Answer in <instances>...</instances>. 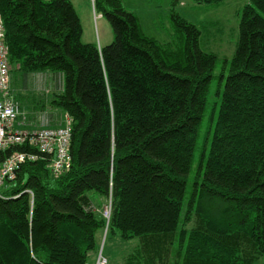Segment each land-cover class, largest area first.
I'll list each match as a JSON object with an SVG mask.
<instances>
[{
    "label": "trees",
    "instance_id": "1",
    "mask_svg": "<svg viewBox=\"0 0 264 264\" xmlns=\"http://www.w3.org/2000/svg\"><path fill=\"white\" fill-rule=\"evenodd\" d=\"M93 7L114 33L102 47L81 41L70 0H0L11 81L60 74L61 87L35 105L62 112L48 126L70 130V164L59 173L37 147L7 151L38 158L0 198V264H91L103 236L105 264H116L108 241L122 264H264V0L242 6L191 179L216 55L172 7L166 43L144 35L120 0ZM22 111L25 127L36 128Z\"/></svg>",
    "mask_w": 264,
    "mask_h": 264
},
{
    "label": "rangeland",
    "instance_id": "2",
    "mask_svg": "<svg viewBox=\"0 0 264 264\" xmlns=\"http://www.w3.org/2000/svg\"><path fill=\"white\" fill-rule=\"evenodd\" d=\"M72 1L82 25L83 33L81 41L83 43H95L98 47L110 44L114 39L113 29L108 20L94 10L93 0ZM171 1L120 0L123 8L136 16L141 32L161 43H166L171 38L172 24L169 15L172 7L180 16L199 28L201 32L198 41L199 47L202 50L213 52L217 57L192 160L191 179L195 173L199 153L208 127L211 125L212 114L215 113L218 107L219 93L222 91L225 80L226 63L234 54L237 45L240 11L247 0H225L218 7L197 4L193 0H180V3L172 5ZM221 74H223L222 78ZM61 82L60 74L53 77L44 72H37L26 78L12 75L11 83L14 96H16V100L22 109L26 111V119L30 126L38 127L43 124L39 115H43L44 123H47V125L55 124L52 120L54 116L51 117V114L57 117V122L60 116L62 117V112L58 110L47 106L43 110H40L35 105V100L39 98L43 100L41 96L45 98V95L48 96L49 92L53 89H59ZM29 92L33 93L34 98L33 101L27 103L26 96ZM189 186L190 181L187 185L188 189ZM187 196L188 193L186 194ZM106 205L108 204H105L103 208ZM116 245L115 241H111L110 243L108 241L105 249L106 252L117 253L114 261L116 264H122V254L117 251Z\"/></svg>",
    "mask_w": 264,
    "mask_h": 264
},
{
    "label": "built area",
    "instance_id": "3",
    "mask_svg": "<svg viewBox=\"0 0 264 264\" xmlns=\"http://www.w3.org/2000/svg\"><path fill=\"white\" fill-rule=\"evenodd\" d=\"M4 38L5 29L0 14V198H5L3 190L15 178L19 167L27 161L38 158L36 154L26 150L7 152L13 147L28 144L30 147H37L42 153L52 154L49 166L54 173L63 171L70 164L68 125L50 127L44 123L43 115H41L40 119L43 124L31 129L25 127L23 111L11 89L8 51ZM65 120L67 122V116ZM102 211L103 216L108 219L109 204ZM105 263L106 258L99 253L94 264Z\"/></svg>",
    "mask_w": 264,
    "mask_h": 264
},
{
    "label": "water",
    "instance_id": "4",
    "mask_svg": "<svg viewBox=\"0 0 264 264\" xmlns=\"http://www.w3.org/2000/svg\"><path fill=\"white\" fill-rule=\"evenodd\" d=\"M103 242H104V236L102 238V242H101V246H100L99 252H101V250H102Z\"/></svg>",
    "mask_w": 264,
    "mask_h": 264
},
{
    "label": "crops",
    "instance_id": "5",
    "mask_svg": "<svg viewBox=\"0 0 264 264\" xmlns=\"http://www.w3.org/2000/svg\"><path fill=\"white\" fill-rule=\"evenodd\" d=\"M70 2L72 3V5H74L72 0H70ZM73 7H74V6H73ZM74 9H75V8H74ZM75 11H76V9H75ZM76 13H77V12H76ZM59 116H60V115H59ZM61 120H64V118H63V117H61ZM61 123L63 124V123H64V121H62Z\"/></svg>",
    "mask_w": 264,
    "mask_h": 264
},
{
    "label": "bare ground",
    "instance_id": "6",
    "mask_svg": "<svg viewBox=\"0 0 264 264\" xmlns=\"http://www.w3.org/2000/svg\"><path fill=\"white\" fill-rule=\"evenodd\" d=\"M109 213H110V204H109Z\"/></svg>",
    "mask_w": 264,
    "mask_h": 264
}]
</instances>
